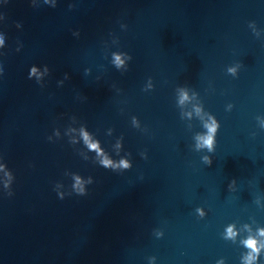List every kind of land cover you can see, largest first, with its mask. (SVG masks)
<instances>
[{
    "label": "clouds",
    "instance_id": "clouds-1",
    "mask_svg": "<svg viewBox=\"0 0 264 264\" xmlns=\"http://www.w3.org/2000/svg\"><path fill=\"white\" fill-rule=\"evenodd\" d=\"M19 26V25H17ZM3 44V39L0 38V45ZM115 63L117 67L121 66L123 64V60L119 55L115 56ZM230 73L235 74L236 68H229L228 70ZM37 69L35 67H32L30 69V75H36ZM188 99L187 93L182 92L180 97V103H183L185 100ZM197 113L199 114L200 109H196ZM190 115V114H189ZM209 121L204 124V128L207 130L204 134H198L196 136V148L199 150L201 148H207L209 152H212L213 145L216 139V133L217 129L219 127V124L217 120L211 116H209ZM85 143L88 145V147L91 150H98V143H88V135L87 133H83ZM100 151H98V155L100 154ZM205 162L211 164V160H209L208 157L203 158ZM100 164L104 168H123V169H130L132 167V163L130 160L127 159H120L118 162L113 161L109 159L107 156H105L103 159H101ZM74 188L78 195H85V189L83 184L80 181V178H76V184L74 185ZM197 211H200V209H197ZM202 214V213H201ZM259 236H264V228L257 230ZM238 233L234 231V226H229L226 230V239H232L235 240ZM244 248H246L248 251L242 255L241 257V264H258L260 255L262 250H264V244H262L256 236H248L246 239H243L241 241ZM219 264H223V262H219Z\"/></svg>",
    "mask_w": 264,
    "mask_h": 264
}]
</instances>
